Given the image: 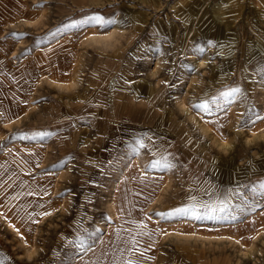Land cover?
<instances>
[{
    "label": "rangeland",
    "instance_id": "1",
    "mask_svg": "<svg viewBox=\"0 0 264 264\" xmlns=\"http://www.w3.org/2000/svg\"><path fill=\"white\" fill-rule=\"evenodd\" d=\"M0 52V264H264V0H0Z\"/></svg>",
    "mask_w": 264,
    "mask_h": 264
},
{
    "label": "bare ground",
    "instance_id": "2",
    "mask_svg": "<svg viewBox=\"0 0 264 264\" xmlns=\"http://www.w3.org/2000/svg\"><path fill=\"white\" fill-rule=\"evenodd\" d=\"M10 5H11V7H15L14 8V10H15V12H20L19 11V7H21L22 6V4H21V2H18V1H14V2H11L10 3ZM255 5V4H254ZM218 8V7H217ZM218 11H219V8L217 9ZM217 16V15H216ZM215 16V17H216ZM263 17V16H262ZM226 19V18H225ZM4 23H5V21H4ZM218 29H216V30H214V31H212L213 33H212V35L214 34V36H216L217 35V33H216V31H217ZM219 35H217V39H218V41H219V43H221L222 41H221V38H220V36L218 37ZM189 43V42H188ZM222 44V43H221ZM207 49H208V53L205 55V57L204 58H202V59H198V60H196V67H201L202 68V66L204 65L205 66V64H206V62H207V59H208V56L210 55L209 53L212 51V45H209L208 47H207ZM1 53V52H0ZM193 54V53H192ZM161 62V61H160ZM213 63V62H212ZM261 63L262 64H264V60H261ZM158 66V64L155 66V70H154V68H153V72H152V75L154 76V75H156V67ZM159 69V68H158ZM152 71V70H151ZM159 72V71H158ZM213 72H216V70L214 71L213 70ZM151 74V73H150ZM44 76H45V73L43 74ZM259 75V74H258ZM50 77V76H49ZM156 77V76H155ZM49 81V80H48ZM76 83V82H75ZM115 85H116V83L114 82V80H111V89H113L114 87H115ZM156 85H157V83H156ZM143 86L144 85H141V87H140V89H141V91H143V92H148L147 91V86H145L144 88H143ZM157 88V87H156ZM112 91H114V90H112ZM134 92V94H136L137 93V91H133ZM156 92V91H155ZM151 93H152V91H151ZM114 94V93H113ZM112 94V95H113ZM153 94V93H152ZM151 94V95H152ZM133 95V94H132ZM134 96V95H133ZM136 96V95H135ZM150 99V98H149ZM178 100V99H177ZM185 101V99L184 100H180L179 102H180V105H181V108H182V111H184V113H186L187 115H189L190 116V119L191 120H196L197 122H198V125H199V127L206 133V135H208V136H210V139H211V141L213 142V143H217L218 144V148L219 147H221V148H224L225 150H223V149H221V151L223 150V151H228V149L227 148H231V143H227L226 141H224V140H222L221 138H219L218 136H217V134L216 133H212L213 132V130L211 129V127L209 126V124L208 123H205V121H203L202 119H201V117H199V116H195L193 113L194 112H190L191 110H190V108L186 105V103L184 102ZM178 102V103H179ZM124 109V108H123ZM198 115V114H197ZM203 118V117H202ZM195 121V123H197ZM6 122V121H5ZM236 128V127H235ZM236 132V131H235ZM234 132V133H235ZM184 133V132H183ZM233 144V143H232ZM234 144H236L235 142H234ZM213 147H214V145H213ZM216 147L217 146H215V149H216ZM107 148V147H106ZM110 148V147H109ZM208 148V147H207ZM219 150H220V148H219ZM230 153V152H229ZM43 157V156H42ZM212 163V162H211ZM223 167V166H222ZM220 167V166H216L213 170H212V173L213 174H215V175H217L218 177H220L221 179H222V177H223V179H225V180H228V179H231V177L233 178V175H232V173H230V172H228V171H226V169L223 167ZM24 172V171H23ZM121 178H123V177H120V179ZM119 182V181H118ZM150 205V204H149ZM12 209V208H11ZM111 210H112V212H113V215L114 216H118L119 217V214H118V209H117V207L115 206V205H111ZM45 214V213H44ZM78 216V215H77ZM115 218V217H114ZM40 219V218H39ZM116 219V218H115ZM115 222V221H114ZM20 230V229H19ZM21 233V232H20ZM259 233V232H258ZM136 258V257H135ZM129 260V259H128ZM144 260V259H143ZM147 261V260H146ZM149 262V261H148ZM148 262H145V263H148ZM136 263V262H135Z\"/></svg>",
    "mask_w": 264,
    "mask_h": 264
},
{
    "label": "snow or ice",
    "instance_id": "3",
    "mask_svg": "<svg viewBox=\"0 0 264 264\" xmlns=\"http://www.w3.org/2000/svg\"><path fill=\"white\" fill-rule=\"evenodd\" d=\"M93 19L99 21L100 18L95 17V18H93ZM239 91H240L239 88H234V89H232L230 92L222 93V95H224V96H231L233 93H238ZM193 107H194V108H197V109H200V110H202V111H207V110H208V105H207L206 103L194 104ZM258 118H259V117H258ZM37 135H41V136H43V135H45V134H44V133H38ZM158 163H159V161L155 162V163L153 164V167H155L156 164H158ZM260 187H261L262 189H264V184H261ZM204 207H205L206 210H207V209H211V211H213V212H215V211L226 212V211L229 210V209H228V200H227V197H225V199H224L223 201H221V202L219 203L218 206L204 205ZM176 211H177L178 213H180V214H185V215H187V214H192V215L194 216V218H197V219L200 218L198 215H196L197 208H196L195 205H193V206H191V207H189V208H181V209H177ZM80 243H81V246L84 247V241H81ZM131 243H132L133 246H134L136 242H135V240H132ZM85 250H87V249H85ZM141 255H143V253H141ZM128 264H132V262L129 261Z\"/></svg>",
    "mask_w": 264,
    "mask_h": 264
},
{
    "label": "crops",
    "instance_id": "4",
    "mask_svg": "<svg viewBox=\"0 0 264 264\" xmlns=\"http://www.w3.org/2000/svg\"><path fill=\"white\" fill-rule=\"evenodd\" d=\"M164 118H165V117H164ZM177 126H178V124H177ZM179 131H180L181 134L184 135V137H186V133H185V131H184L183 129H180ZM150 132H151V131H150ZM150 132H149V135H150ZM183 132H184V133H183Z\"/></svg>",
    "mask_w": 264,
    "mask_h": 264
}]
</instances>
